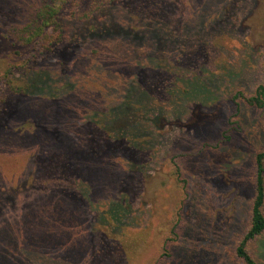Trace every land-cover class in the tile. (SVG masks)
<instances>
[{"label":"rangeland","instance_id":"obj_1","mask_svg":"<svg viewBox=\"0 0 264 264\" xmlns=\"http://www.w3.org/2000/svg\"><path fill=\"white\" fill-rule=\"evenodd\" d=\"M41 1L0 0V6L7 9L3 8L7 18L0 22V264H92L88 254L91 243L98 241L108 251L103 260L97 256L94 264H151L167 236L172 238L170 256L160 258L159 264H244L234 256L235 246L251 216L254 157L264 150V106L242 103L232 130L228 123L234 112L232 94H252L257 85H264V0L232 3L224 24L211 28L217 38L207 41L200 73L180 69V79L174 83V71L163 67L153 78L147 67L141 68L147 76L146 86L142 85L143 78L137 82L129 78V84L139 92L148 91L145 96L151 102L138 112L143 119L139 121L142 136L137 138L132 154L141 177L134 173L113 175L101 167L107 170L101 177L111 180V186L119 185L120 198H128H123L127 201L112 221L109 213L94 209L104 201L109 204L105 183L93 177L92 169L87 175L78 169L76 160L80 158L68 141H60L58 129L72 132L90 117L96 119L97 111L122 102L118 91L127 88L128 80L124 82L122 77L130 70L109 60L102 63L100 56L118 43H127V34L123 37L117 31L126 18L136 27L144 17L154 18L155 30L162 33L164 27L170 38L181 35L176 27L186 32L197 26L201 6L197 0H115L83 22H76L66 11L60 21L69 37L61 50L67 51L69 45L72 48L63 63L35 44L18 40L19 31ZM79 1L83 11L94 0ZM207 1L216 9L222 2ZM116 22L120 24L115 26ZM95 24L101 32L111 28L113 34L94 38L98 34L91 26ZM63 43L54 49L58 51ZM160 46L165 59L169 45ZM131 59L136 68L145 61L144 57ZM157 62L166 66L161 58ZM83 68L87 75L109 71L110 76L103 80L96 76L87 79L90 89L97 85L98 89H109L99 102L90 104L80 96L78 89L87 78ZM205 77H209V84H205ZM28 79L35 81L33 89L37 91L17 100L20 105L16 106L15 96L8 92L9 80L17 85ZM170 79L173 84H168ZM71 96L76 100L70 105L66 98ZM183 99L188 100L183 103ZM66 122H72V128L65 131ZM113 126L120 125L115 122ZM178 153L185 155L180 178L174 165L181 163H173ZM53 156L63 162L61 172L50 171L57 164L50 162ZM49 188L54 197L48 195ZM71 206L76 207L79 222L77 217L74 220L75 208ZM43 212V220H38ZM172 224L181 232L178 238L168 234ZM73 235L82 244H89L83 245L84 256L78 261L73 260V250L67 246L73 243ZM249 251L257 264H264V232L249 244Z\"/></svg>","mask_w":264,"mask_h":264},{"label":"trees","instance_id":"obj_2","mask_svg":"<svg viewBox=\"0 0 264 264\" xmlns=\"http://www.w3.org/2000/svg\"><path fill=\"white\" fill-rule=\"evenodd\" d=\"M114 1L115 0H94L89 4L88 9L81 11L79 9V0H42L40 5L34 9L29 21H27V23L22 26L21 30L18 33V40L23 44H35L41 52L52 53L53 55L58 56L59 59L63 60L62 62L64 63V60H66L69 56V54L65 55L66 52L70 48H72L69 45L67 51L61 50L65 45V38L69 37V34L66 31L64 32V28H62L60 21L64 14L68 12L70 18L75 19L76 22H83L86 19H92L95 12L99 11L107 5L110 6ZM197 1L201 6L200 14L195 21V25L197 26L190 28V30L186 32L181 31L176 27L175 29L178 30V34L181 35H175L170 38L164 31V27L161 28L162 33L159 30V32L155 30L157 27L154 18L151 19L149 16H146L144 17V20L141 22V24L139 23V21H137L138 25L136 27L132 25V22L128 18L125 17L126 19L122 22L123 25L117 27V29H119L117 31L120 32L119 34L121 36H125L127 34L128 44L126 43L125 45H119L118 43V45L111 50H104L103 54L100 56V60L102 63L109 60L118 64L124 70L126 68L130 70V73L128 75L122 77V81L124 80L125 82L126 80H128L126 81V83H128L126 84L127 88L122 89L124 92L118 91L122 94V97L120 99L122 102L117 106L112 107L111 109L106 108L104 111H97L96 115L98 114V116H96V119L94 117H90L87 120L88 122H86L84 126L77 127L72 130V132L71 129L67 132H63V130L61 132V129L57 127L59 128L58 131L60 133V141H68L72 147L71 151L74 154L76 153V156L80 158L79 160H76V162H78V169L81 170L82 173H85V175H87L88 169H92L94 171L93 177L105 183V193L108 194V197H106V199L108 200L109 204L104 201L103 203H100V205H95L94 209L100 212L103 211L104 213H109L111 221L115 216L114 213L123 207L124 202H126V199L128 198H126V195H121L122 197L120 198V195H117L118 191H121L119 185L117 187L114 185L111 186V180L101 177L107 174V170L102 171L101 167L107 168L109 172L113 173V175L125 176L130 173H134V176L136 178L141 177L140 168L134 165L132 154L136 152L137 138L142 136V130L140 131L139 129V121L143 122V119L142 117H140V114L138 112H140L141 109H143L144 111L151 102L150 97L145 96L149 94L148 91L145 89L143 90V92H139V89L137 87H134V85H131V83L129 84V78L135 79V82H137L139 78H143V81L141 80L143 82L142 85L146 86L148 84V82L145 81L147 76L144 74V72L141 71V68L147 67L150 68V72L152 73L153 78H155L154 73H159L161 68L163 70V67H166V71H174L175 73H177L175 74L173 79L174 83L180 79L178 75L180 74V69H187L192 72L195 71L200 73L198 67L202 64V58H204L206 54L205 52L207 48V41L213 42L217 38L213 37L216 32L211 28H216L217 26L224 24L222 23V21H224V19L226 18L225 16L228 15V12L231 11L232 3L236 0H222L217 9L213 7L212 1L210 2L206 0L203 3L199 0ZM116 5H120V3L118 2L116 3ZM3 8L7 10L5 7ZM3 8L2 6H0V22L1 19L7 18L6 11ZM126 11H128V9ZM117 16L118 15L114 17L115 20L117 19ZM198 21H200V23ZM116 23L114 24L115 26H117L119 22L117 24ZM91 27L94 28L92 30L96 31V34H98L96 36L94 35V38H99V36L104 33L113 34V30L111 28L110 30L103 29L104 31L101 32V28H99L96 24ZM24 30L25 32H23ZM175 33H177V31ZM113 36L117 38V35ZM61 42H64L63 45H60L61 47L58 49V51L55 50L54 46L62 44ZM161 43L169 45V52L165 56V59H163L164 56L162 55V51L160 50ZM1 48H5V46L1 45ZM139 57H144L145 61L144 63L141 62V67L136 68L133 63V59L131 58L139 59ZM158 58H161V61L164 62L166 66L162 65L161 62H157ZM119 66L118 70L120 69ZM97 70H99V68ZM83 72L87 76V78L83 80L81 88L78 89L81 93L80 96L90 104L93 101L99 102L101 98H105L106 93L109 92V89H98V85L97 87H95V89H90L86 86V84L89 81L87 79L90 78V76H96L99 81L100 79L103 80L104 78L109 77V71H105L106 73L103 74L101 72L99 73V71L98 73H96L95 71H91V74L87 75V70L83 68ZM116 76L118 75L116 74ZM119 77H121V75H119ZM205 79V84H209V77H205ZM173 81H171L170 79L168 84H173ZM34 82L35 81L32 79H28V81L24 80L23 84L16 85L14 84L13 80H9L8 92L15 96L14 103L16 106L20 105V102H18L17 100L24 99L28 95H31V92L34 93L37 91L33 89V87L35 86ZM123 84H121L122 87H124ZM66 87V85L63 87V92L66 91ZM75 100L76 99L74 96L66 98V101L70 105L74 103ZM186 100L183 99V103ZM230 101L233 105L234 112L231 116L232 120H230L228 123V128L232 130L233 127H235V125L233 124L237 123L235 117L238 116L240 104L244 103L251 107L263 108L264 85H257V88L252 94H245L241 91H236L232 94ZM183 103L182 105H185ZM2 105L6 106L5 103ZM106 113L108 114L106 115ZM115 122L120 126L114 127L113 125ZM66 123L68 124V126L65 128V131L68 127L70 128V126L72 128V122ZM226 131H224L223 134H227ZM262 131L264 132V119L262 124ZM70 133L71 136H68L67 134ZM72 134H74V136H72ZM206 144L207 143H204L203 145L206 146ZM49 147L52 148L50 145ZM69 152L70 151L68 150L67 153L69 154ZM52 158L54 160H52ZM52 158L50 159L52 160L50 162L55 161L57 162V164L54 165L52 169L50 167V171H53V173L61 172L64 166L63 162L59 163V161L56 160V156H53ZM58 159L60 158L58 157ZM48 161L49 158L45 160V162ZM173 163H181V165H174V167L178 170L179 178L182 177L180 167L184 166L183 163H185V155H183L182 153L176 154L173 157ZM254 164L256 168L254 184L255 193L251 202V216L248 227L236 243L234 255L244 264H257L254 256H252L253 254L249 251V244L264 232V150L256 153L254 157ZM110 179L115 180L113 178ZM47 193H49V196L52 195L54 197L53 189L50 190L49 188V191ZM2 198L3 197L0 196V199ZM63 204L67 207H70L65 203ZM104 205L107 208L106 210H103ZM74 208L75 212H73V215L75 220L76 217L78 219V216L76 207ZM82 208V206H79L78 212L80 216L84 218L81 214ZM43 214L44 212L41 214L42 216H40V218L38 217L37 219L43 220ZM30 216L34 218V213H32ZM104 218L108 219V215L105 214ZM78 224L79 223L76 222V232L79 231ZM72 233L74 234L75 232ZM169 233H172L173 236H176L177 238L181 234L180 230L177 229L173 224L168 230V234ZM76 239L78 238L74 236L73 243L67 244V246L71 251L73 250V260L78 261L84 256L83 252L85 251V249H82L83 245L86 244L89 246V244L85 241L84 244H82L81 241H78ZM171 239H168L167 236L165 239H163V241H161L158 246V254H156L157 257L154 258L151 264H159L162 261L160 258L170 256L169 241H172ZM98 250H100L101 252L98 253ZM107 251L108 250L106 245L100 243L99 241L91 243L89 251L91 252V254L88 255H90V257L92 258V264H94V260L97 256H99L101 260H103L104 254ZM124 253L126 254V250H124Z\"/></svg>","mask_w":264,"mask_h":264}]
</instances>
